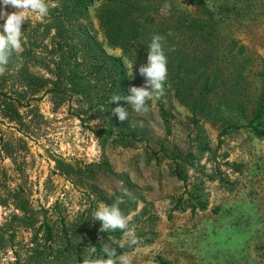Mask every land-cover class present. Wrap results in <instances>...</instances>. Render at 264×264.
<instances>
[{"label":"rangeland","instance_id":"1","mask_svg":"<svg viewBox=\"0 0 264 264\" xmlns=\"http://www.w3.org/2000/svg\"><path fill=\"white\" fill-rule=\"evenodd\" d=\"M130 1L147 9L137 21L140 27L144 25L142 44L148 45L160 32L165 53L179 49L186 63L189 58L193 61L191 53L198 54L199 59L202 51L216 48L211 66L220 70L219 75L230 85L229 93H236L232 105L219 106L209 96L211 115L199 114L194 126L190 105L175 99L168 85L159 100L149 101L147 111L131 112L130 123L140 124L142 130L136 139L119 137L116 131L109 138L98 134L107 129L106 117L80 104L77 97H66L62 102L52 95L31 97L19 83L16 69L18 63L25 62L21 55L33 47L34 37L41 39L50 22L48 17L41 19L29 12L28 22L21 29L22 47L9 56L14 67L7 64L0 73V233L6 232V239L14 235L13 248L0 250V264H12L14 252L23 254L20 249L32 236L11 220V215L20 214L15 210L14 197L28 203L38 222L46 215L52 221L63 218L71 226L100 206L97 194L112 204L135 202V211L126 218L138 243L128 245L124 235L120 240L124 244L121 254L130 256L132 264H158V259L168 264H264V141L247 128H234L246 126L261 93L264 0H201L202 7L191 0ZM45 2L50 11L54 3ZM101 6L99 2L89 8L88 22L107 55L122 57L119 48L107 44L100 29ZM222 6H228L231 13L219 14ZM207 11L214 14L217 25L215 32L205 36L208 42L194 39L186 27L178 28L182 20L188 24L206 21ZM231 40L237 48H244L241 55L237 48L227 54ZM232 55L236 57L232 59ZM123 59L124 68L129 70L132 62ZM144 63L140 59L135 66ZM29 66L35 75L50 77L45 53L41 52L35 66ZM195 75H188V81L194 82ZM201 85L202 80L192 83L187 92L196 95ZM217 94L216 99H224L222 91ZM7 102H12L13 110L4 108ZM237 103L243 104L242 111L236 109ZM161 108L174 116L168 133L160 117ZM203 147L207 150L202 151ZM163 149L170 156L177 153L195 158L178 169L181 180L174 175L175 164ZM58 161L71 164L80 173L63 174L57 168ZM103 162L109 164L112 173L104 172L96 175L94 182L88 181L86 167ZM135 195L140 200H135ZM197 195L206 207L193 212Z\"/></svg>","mask_w":264,"mask_h":264},{"label":"trees","instance_id":"2","mask_svg":"<svg viewBox=\"0 0 264 264\" xmlns=\"http://www.w3.org/2000/svg\"><path fill=\"white\" fill-rule=\"evenodd\" d=\"M51 1L54 6L49 11L48 19L50 22L45 25L41 39L34 37V41L31 43L33 47H29V50H26L21 55L25 62L23 64L18 63V68L16 69L17 74L20 76L19 83L30 92L31 97H35L38 94H42V96L52 95L59 100L61 99L60 102L66 97L69 99L77 97L80 104H87L90 110H94L97 114L106 117L108 121L107 129L100 130L98 134H105V137L109 138L112 131H116L119 137L136 139L137 133L141 134L142 130L140 124L130 123L132 116L131 106L124 100L110 103V99L113 95L127 96L130 94V87L144 84V78L139 75V67L135 66V62H140V59H144L146 62L147 58V42L145 44L141 43L144 25L140 27L141 25L137 22L143 19L147 9L137 6L135 2L130 0ZM99 2H102L100 15L98 16L100 29L104 31L107 44L110 47L119 48L122 51V57L107 55L102 47V42L97 39L91 22H88L89 8ZM191 2L202 7L201 0H191ZM219 10V14L231 13V9L228 6H222ZM206 16L207 20L199 24H194L193 22L188 24V22L185 23V20L179 21L178 28H188L194 39L204 41L206 40L205 36L215 32V27L217 26L214 14L207 11ZM156 34H160V32ZM206 41L208 42V40ZM236 48L237 43L231 40L227 54H231ZM214 49L216 48H207L202 51L199 53V59L198 54L191 53L193 61L189 58L188 63L179 56V54L182 56V51H179V49H171L170 53L166 54L168 74L165 86L169 85L171 87L169 89L173 91V97L178 99L182 105H190L193 114L191 122L194 126L200 120L196 118L199 114H203L206 117L211 115L209 114L207 102L209 96H212L213 99L215 98L219 106H226L232 105V99L236 94L233 90L229 93V90H231L229 89L230 85L219 75L220 70L211 66L213 64L212 51ZM243 50L244 48L240 46L237 48L236 53L241 55ZM41 52L45 53V58L50 62L49 78L37 76L30 71L29 65L35 66ZM172 53L175 54L173 55ZM176 53L178 56H176ZM171 55L174 57L172 58ZM235 57V55L231 56L232 59ZM123 58L133 62V74L131 77L128 74L131 71V67L129 70L124 68ZM8 65L9 67H14L12 58L9 59ZM262 65L261 93L254 103L250 116H247L246 126L236 125L234 128L238 129L240 128L239 126L247 128L256 138L264 141V63ZM191 73L196 74L194 82L193 80L191 82L188 81V75ZM131 78L133 79L131 80ZM200 80H202V85L198 94L192 95L188 93L187 91L192 88L190 84ZM218 91H222V94H225L223 100L216 99ZM4 96L6 95L4 94ZM237 105L236 109L242 111L243 104L237 103ZM117 106H122L129 111V119L125 121L118 120L112 112V109ZM4 108L7 111L13 110L12 102L4 103ZM160 117L168 133L169 121L174 116L170 114V111L161 108ZM128 130L131 131L127 132ZM227 130H224L223 133L227 132ZM141 140L142 138L138 141ZM220 143L222 142L218 143V147ZM201 150H207V147H203ZM163 152L166 154L164 149ZM166 156L175 164L174 175H178L177 177L180 180L182 178L181 173L177 172L178 169L181 165L190 163V160L195 159L191 156H181L177 153H173L171 156L166 154ZM190 165L195 169L192 164ZM57 168L63 174L77 175L80 173V170L75 169L71 164H67L64 161H58ZM238 168L236 167V169ZM104 172L112 173L107 162L86 167L84 174H86L85 177L88 181L94 182L96 175ZM127 182L126 180L125 183ZM91 187L94 189V184ZM134 197L135 200H140V196L135 195ZM197 197L198 202L191 207L193 212L196 209L203 211L206 207V202H201V196L197 195ZM97 198L100 202L107 205L112 204L107 197L101 194H97ZM13 203L15 210L20 212V214L11 215L12 222L18 223L25 230L30 231L32 236L28 244L20 249L23 254L17 251L14 252L15 259L12 264H83L88 248L95 247L97 253L93 258H99L102 255V243L111 242L112 240L120 242L123 236L122 231L119 229L109 233H99L100 223L99 221H92L90 213L82 217L79 223L68 226L63 218L52 221L46 215L41 222H38L36 220V212L32 211L26 201L14 197ZM119 206L125 217L130 212L135 211V202L129 205L122 203ZM134 218L138 217L134 216ZM58 226L59 228H57ZM5 233H0V250L7 246L13 248L12 240L14 235L10 234L8 239H6ZM111 246L116 249L117 256L122 253L123 248H120L118 244L112 243ZM157 262L158 264H168L161 259H158Z\"/></svg>","mask_w":264,"mask_h":264},{"label":"clouds","instance_id":"3","mask_svg":"<svg viewBox=\"0 0 264 264\" xmlns=\"http://www.w3.org/2000/svg\"><path fill=\"white\" fill-rule=\"evenodd\" d=\"M7 8H13L15 11L8 12ZM36 14L39 18L44 19L49 15V7L45 0H0V73H3L5 66L9 62V56L12 52L18 51L22 47L23 32L22 25L28 22V13ZM164 37L159 34L153 35L150 43L147 45L148 52L146 63L138 68V73L144 78L143 86H132L129 88V95H113L110 103L126 101L131 105V110L136 113L147 111L149 101L159 100L164 95L165 82L167 80V56L164 50ZM133 62L131 64L132 76ZM112 112L119 121L129 119V111L122 106L112 109ZM127 192V189L124 190ZM92 221H99V233H109L115 229L122 231L126 237L128 245H136L138 237L133 228L129 227V220L122 213L118 203L107 205L101 203L100 206L92 213ZM116 243L120 248L124 247L117 240L102 243V255L96 256L95 247L87 250V256L83 264H132V258L126 254L116 255V249L111 246ZM106 257V258H105Z\"/></svg>","mask_w":264,"mask_h":264}]
</instances>
